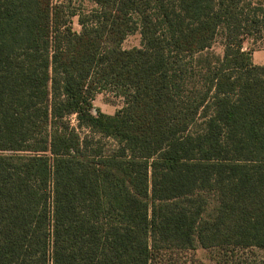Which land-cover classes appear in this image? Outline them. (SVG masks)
Returning a JSON list of instances; mask_svg holds the SVG:
<instances>
[{
    "label": "trees",
    "instance_id": "trees-1",
    "mask_svg": "<svg viewBox=\"0 0 264 264\" xmlns=\"http://www.w3.org/2000/svg\"><path fill=\"white\" fill-rule=\"evenodd\" d=\"M71 1L0 0V264H191L199 247L251 264L264 63L244 40L264 38V0ZM106 88L113 114L93 105Z\"/></svg>",
    "mask_w": 264,
    "mask_h": 264
},
{
    "label": "rangeland",
    "instance_id": "rangeland-1",
    "mask_svg": "<svg viewBox=\"0 0 264 264\" xmlns=\"http://www.w3.org/2000/svg\"><path fill=\"white\" fill-rule=\"evenodd\" d=\"M58 2L59 0H53ZM257 1V0H253ZM93 3L89 0H72L69 9H75L76 12L83 9L87 10L91 8ZM245 11H250L246 8ZM71 27L73 30H80V25L78 23V16L75 14L71 17ZM141 36L138 30L129 34L123 41V48H131L134 46H140ZM244 46L246 49H250L252 52V59L255 64L264 63V38L259 36L246 37L244 40ZM223 51L222 36L220 33L217 35L212 47L209 49L214 55H221ZM93 105L104 113L113 114L118 108L123 105V98L114 90L113 88H106L98 91L93 99ZM70 121L75 122L74 115L70 116ZM88 133V130H83ZM103 142V152L108 153L114 147V141L109 137H104ZM212 251L208 249H203L201 247L197 248L194 253L187 256L188 263L191 264H214ZM239 256L245 257L251 262V264H264V250L260 249H247L244 251H239Z\"/></svg>",
    "mask_w": 264,
    "mask_h": 264
},
{
    "label": "crops",
    "instance_id": "crops-1",
    "mask_svg": "<svg viewBox=\"0 0 264 264\" xmlns=\"http://www.w3.org/2000/svg\"><path fill=\"white\" fill-rule=\"evenodd\" d=\"M257 64H262V63H257Z\"/></svg>",
    "mask_w": 264,
    "mask_h": 264
}]
</instances>
